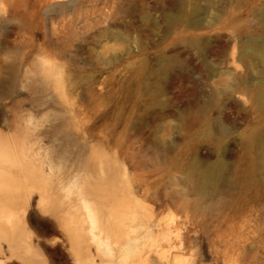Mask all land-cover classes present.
<instances>
[{"label": "rangeland", "instance_id": "1", "mask_svg": "<svg viewBox=\"0 0 264 264\" xmlns=\"http://www.w3.org/2000/svg\"><path fill=\"white\" fill-rule=\"evenodd\" d=\"M263 47L264 0H0V264H264Z\"/></svg>", "mask_w": 264, "mask_h": 264}, {"label": "bare ground", "instance_id": "2", "mask_svg": "<svg viewBox=\"0 0 264 264\" xmlns=\"http://www.w3.org/2000/svg\"><path fill=\"white\" fill-rule=\"evenodd\" d=\"M260 54L262 55V57L264 58V47H263V49L260 51ZM25 152V151H24ZM15 157V156H14ZM13 157H10V158H8V157H4V158H2L1 157V159H3V160H1L0 159V188H5V189H3L4 190V192H5V190H6V188H7V190H6V192H9L11 189H9V188H12L13 186H12V182L14 181L13 179H15L14 178V175L16 174H14L13 173V169L15 168V162H17L16 161V159H15V162L13 161V159H12ZM24 159V158H23ZM19 160V159H18ZM22 160V159H21ZM25 160L26 159H24V161L22 162L23 164H25L26 165V167H24V168H26V169H28V171H30L29 169H31V166H35L34 164L32 165L31 164V166L29 167V165L28 164H30V163H26L25 162ZM25 162V163H24ZM33 162V161H32ZM18 163V162H17ZM23 164L21 165L22 166V169L24 170V168H23ZM18 165V164H17ZM20 166V167H21ZM20 167H18V168H20ZM21 169V168H20ZM22 170V171H23ZM17 171V170H16ZM20 171V170H19ZM31 172V171H30ZM21 173V172H20ZM19 173V174H20ZM23 173H21V175H22ZM21 175H19L20 176V178H18L17 176H15V177H17L18 178V180L20 181V179H22L23 177H21ZM40 175V177H47L46 175H44V174H42V173H40L39 174ZM3 176H5V177H11V178H13V179H9L8 178V180L9 181H7V180H5V179H3L4 177ZM43 179V178H42ZM105 179V180H104ZM10 180H12V181H10ZM17 180V179H16ZM46 180H48V179H46ZM104 180V181H103ZM19 181H17V183H22V182H19ZM43 181H44V179H43ZM15 182V181H14ZM13 182V183H14ZM24 182V181H23ZM45 183H46V181H45ZM210 183H211V177L209 176L208 178H207V184H208V186L210 185ZM23 185H24V183H22ZM21 184V185H22ZM50 185V187H53V184H50L49 183V181H48V183H47V186H49ZM20 187H22V186H20ZM18 188V187H17ZM17 188H16V191H17ZM8 189H9V191H8ZM20 189V188H19ZM81 189H82V192H86V193H90L91 194V196H96V195H98V193L101 191V190H107V191H111V192H114L116 189H115V187H114V184H113V180L112 179H109V178H103L102 179V181H100V180H98V179H96V181H95V183H87L86 184V186H82L81 187ZM1 192V191H0ZM4 192H3V194H4ZM18 192V191H17ZM21 192V191H20ZM8 194V193H7ZM6 194V195H7ZM18 194V193H17ZM22 194H23V192H22ZM22 194H19V196L20 195H22ZM0 195H1V193H0ZM6 195L4 194V196L6 197ZM41 195V194H40ZM2 196V195H1ZM0 196V197H1ZM3 196V198L5 199V197ZM15 196H16V194H15ZM12 197V199L14 200H17V198H18V196L17 197H14V196H11ZM10 197V198H11ZM14 197V198H13ZM39 198V197H38ZM0 200H1V198H0ZM14 200V201H15ZM2 201V200H1ZM0 201V202H1ZM13 202V201H12ZM14 203V202H13ZM15 203H16V205H17V202L15 201ZM11 205V204H10ZM13 206V205H12ZM75 206H78L77 204H70V205H67V207H66V209H68V210H70L71 208H76ZM9 208L10 207H8V209H6V210H8V212H9ZM13 208H15V207H13ZM2 210H4L5 208H1ZM12 210V209H11ZM20 210V209H19ZM13 212H14V210H12ZM11 211V212H12ZM18 211V210H17ZM3 212V211H2ZM0 213H1V210H0ZM4 213V212H3ZM3 213H2V215H3ZM6 215H7V212H6ZM14 215H15V212H14ZM16 215H17V212H16ZM20 215H22V213H20ZM8 216H11L10 215V213H9V215ZM7 216V217H8ZM2 217V216H1ZM3 218V217H2ZM1 218V219H2ZM19 218V217H18ZM25 218V217H24ZM9 219V218H8ZM7 220V219H6ZM5 220V221H6ZM22 220H23V217H22ZM25 220H26V218H25ZM2 221V220H1ZM13 221V220H12ZM27 221V220H26ZM3 222V221H2ZM8 222H10V219L8 220ZM20 223V222H19ZM19 223H17V225L19 224ZM2 223H0V225H1ZM22 224V223H21ZM27 226V225H26ZM18 227H20V226H18ZM28 227V226H27ZM12 229H13V225H12ZM15 229H17V228H15ZM68 229V233H69V237L72 239V240H75V241H79V239L80 238H82L83 240H84V235H83V233L80 231V228L78 227V225H76V226H74V228H71V227H68L67 228ZM7 230V229H6ZM11 230V229H10ZM18 230L20 231V228H18ZM16 230H14V232H15ZM13 232V236H14V234L16 235V237H18V239H22V237L21 238H19V236H17V233L15 232L14 233ZM18 232V231H17ZM0 233H1V235H3L4 233H5V230H4V228H2V229H0ZM12 233V232H11ZM10 233V234H11ZM20 233V232H19ZM6 234L7 233H5L4 234V236H6ZM9 234V235H10ZM12 235V234H11ZM23 237H25V236H23ZM15 238V237H14ZM14 238L12 239L13 241H17V240H14ZM27 238V237H26ZM1 239V238H0ZM11 239V238H10ZM10 239H9V241H10ZM2 240V239H1ZM11 240V241H12ZM26 240V239H25ZM8 241V242H9ZM11 241L9 242V243H11ZM87 241V240H86ZM7 242V241H6ZM19 242V241H18ZM2 243H3V241H2ZM20 243V242H19ZM22 243V242H21ZM3 244H5V243H3ZM12 244H14L15 246L17 245V244H15V243H12ZM12 244H6L7 246H10L11 248L13 247L14 248V245L12 246ZM1 246H2V244H1ZM87 246H88V243H87ZM10 247H9V249H10ZM2 248L4 249V246H2ZM18 248V247H17ZM1 249V248H0ZM15 249V248H14ZM82 250V249H81ZM88 250V249H87ZM86 250V251H87ZM6 251V250H5ZM12 251V250H11ZM0 253H1V250H0ZM7 253V252H6ZM7 256V255H6ZM2 257V256H1ZM1 257H0V259H1ZM3 258V257H2ZM4 259V258H3ZM1 261V260H0Z\"/></svg>", "mask_w": 264, "mask_h": 264}]
</instances>
